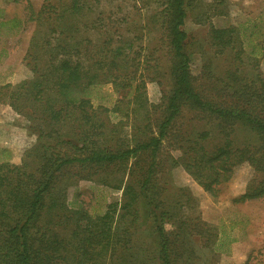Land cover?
<instances>
[{"label":"trees","instance_id":"1","mask_svg":"<svg viewBox=\"0 0 264 264\" xmlns=\"http://www.w3.org/2000/svg\"><path fill=\"white\" fill-rule=\"evenodd\" d=\"M97 1L45 0L38 11L31 6V12L36 13L35 19H43L41 24H47L50 32L41 38L36 35L27 50L33 77L16 85L6 84V87L14 108L20 112H23V104L32 108L33 111L27 115L36 123L38 141L34 152L23 157L20 164L11 162L9 157H0V264H117L115 251L119 243L128 251L121 258V261L125 259V264H189L193 255L191 252L197 249L199 241L208 254H216L218 232L209 226L206 230L198 231L204 226L199 213L178 219L172 210L177 206L182 207L185 202L163 208L164 203L157 195L159 191H152L148 185L153 177L151 168H147L137 180L140 183L138 187L133 183L126 184L125 193L129 195L124 207L128 208L127 214L129 211L131 213L129 207L139 196L144 202L149 199L156 201V208L151 214L156 222L158 258L143 255V251L137 255L132 253V239L126 234L122 240L121 226L113 218L115 210L109 208L105 214L96 216L81 201L76 200L78 204L73 207L69 201L67 189L71 182L68 176L72 169H78L79 173L86 171L82 178L92 179L91 176L101 175L113 166L125 167L130 158L144 150H151L150 155L155 160L183 104L202 109L208 113L209 120H217L223 128L237 120L251 125L263 142V148L257 154L261 156L258 169L264 170V75L258 69L259 54L264 56V46L259 47L258 53L255 46L248 51L241 36V47L235 52L239 59L234 62L231 73L240 72L242 54L253 62L249 72L239 78H230L225 94H222L225 98L222 103L204 100L193 88L191 57L186 50V0H152L156 3L153 12L162 18V38L171 54L173 79V87L165 97L164 115L154 120L152 129V109L156 110L160 105L156 107L148 103L145 79L125 76L127 69H123L120 63L124 51L122 45L112 48L110 55L106 54L107 44L110 43L107 38H113V34L99 48L101 55L96 58V67L90 70L81 68L84 61L93 56L94 48L82 56L81 44L85 38L81 36L83 31L79 25ZM57 2L63 6L62 16H66L62 21L59 13L54 15V4ZM2 19L0 16V28L12 22L11 19ZM98 23L96 18H92L91 21L85 20L83 25L91 29ZM100 25L105 27L106 22L102 24L100 19ZM234 29L212 30L216 33L215 38L220 40V51L233 43ZM246 29L243 28V36ZM54 31L58 34L53 35ZM246 51L249 55H246ZM109 81L117 92H121V96L112 108L94 106L88 96V88ZM20 100L23 104L17 106ZM123 102L126 104L123 105ZM129 109L135 114L132 123L134 136L146 135L136 140L134 145L117 143L120 141L119 133H116L118 126L111 124L107 116L119 112L128 117ZM103 113L105 118H101ZM69 123L70 128L63 131ZM43 127L52 129L44 134ZM73 137L82 144L73 142ZM64 143L69 144L67 149L62 147ZM190 149L194 155L184 160L185 168L212 195L217 191L215 186L230 177L232 159H256V154H250L252 151L248 147L235 148L228 138L212 150L203 147L201 142H196L195 147L190 145ZM5 151L6 148H0V152ZM33 155L37 158L30 159ZM101 181L108 182L106 178ZM149 190L158 193L150 194ZM187 196L188 201L194 204L192 193L193 198ZM258 197L264 199V181L250 185L235 200L246 201ZM141 204L143 210L133 212L145 217L148 212L145 203L141 201ZM166 222L177 223L178 227L168 230L164 226ZM201 238L204 240L201 241Z\"/></svg>","mask_w":264,"mask_h":264},{"label":"rangeland","instance_id":"2","mask_svg":"<svg viewBox=\"0 0 264 264\" xmlns=\"http://www.w3.org/2000/svg\"><path fill=\"white\" fill-rule=\"evenodd\" d=\"M44 1L0 0L2 20H9L8 17L23 19L21 29L17 33H9L13 22L0 28V148H6L5 152H0V157H9L8 160L17 164H20L28 153L34 152L38 129L35 128L36 123L27 115L33 111L31 107L24 106L20 100L17 102V106L23 104V112H20L10 104L6 84L16 85L33 77L31 66L28 65L27 50L36 35L41 38L50 30L47 24H41L43 19H35L36 13L33 14L30 9L32 6L38 11ZM154 5L156 3L152 0H98L79 25L83 31L81 36L85 38L81 44L82 56L94 48L93 56L87 58L81 67L85 70L96 67V58L101 55L99 48L103 47L108 36L114 35L113 38H107L110 43L107 44L108 50L105 48L106 54L110 55V50L118 45L124 47L120 63L123 69H127L125 76L145 79L148 103H153L156 107L160 105L156 110L152 109V129L154 120L164 115L165 97L173 87L171 54L162 38V18L160 14L153 12ZM54 6V15L59 13L60 20H64L66 16L61 13L63 6L59 2ZM186 9L184 28L188 34L186 50L191 57L193 88L204 100H215V103L220 104L225 99L222 94H225L230 78L247 75L250 64L253 63L242 54L240 72L231 73L234 62L239 59L235 52L241 47V36L248 51L255 46V52L258 53L259 47L264 46V0H186ZM92 18L98 20L97 26L90 29L85 25L84 28L85 20L91 21ZM100 19L102 24L106 22L105 27L100 25ZM231 28H235L232 30L234 41L220 51V40L215 38L216 33L212 30ZM243 28H248L245 30V36ZM52 34L58 32L54 31ZM223 36L226 38L225 34ZM246 55H249L247 51ZM259 57L258 69L264 75V56L259 54ZM221 87L224 88L220 89ZM87 92L94 106L112 108L121 96V92H117L110 81L96 83L90 86ZM124 104L126 103L123 102ZM134 115L132 111L128 117L119 112L107 115L110 123L118 126L116 133H119L120 141L117 143L134 145L136 140L145 138L144 134L134 136ZM101 118H105L104 113ZM68 128L70 123L65 125L63 131ZM51 129L43 127L44 134ZM44 138L48 137L45 135ZM226 138L232 141L235 148L248 147L252 151L250 154H256V159H232L230 177L218 183L215 186L217 191L212 195L187 171L184 160L194 155L190 145L195 147L196 142H201L203 147L212 150ZM71 139L79 145L82 144L74 137ZM262 143L258 132L242 120L223 128L217 120H209L207 112L183 104L170 125L155 160L150 155L151 150H144L136 157L130 158L125 167L113 166L101 175L91 176L92 179L82 178L86 171L79 173L78 169H72L68 176L71 182L67 189L69 201L72 207L78 204L76 200L81 201L96 216L105 214L109 208L111 211L115 210L113 218L121 226L122 240L126 234L132 239V253L137 255L143 251V255H154L158 258L156 222L151 214L156 208V201L149 199L144 202L139 196L129 207L131 213L129 211L127 214L128 208L124 207L129 195L125 193L126 184L133 183L138 187L140 183L137 180L144 175L143 172L145 173L147 168H151L153 177L148 185L152 191L158 190L159 194L151 190L149 192L161 198V202L165 204L163 208L185 202L182 207L177 206L178 208L172 210L178 219L199 213L204 226L198 231L206 230L209 226L219 234L215 246L217 253L208 254L199 241L197 249L191 252L193 255L189 264H264V199L258 197L246 201L235 200L250 185L264 181V170L258 169L261 156L260 153L257 154V151L263 148ZM67 145L69 144L64 143L62 147L67 149ZM31 158L36 159L37 156L33 155ZM105 178L108 182L104 183L101 180ZM187 195L195 200L194 204L188 201ZM141 201L145 203L144 207L148 212L145 217L133 212L143 210ZM110 204L113 206L109 207ZM122 213H125V216H122ZM164 226L168 230L178 227L177 223L173 225L171 222H166ZM203 240L201 238V241ZM118 247L115 251V261L117 264H125V259L121 261V258L125 257V252L128 251L120 243Z\"/></svg>","mask_w":264,"mask_h":264},{"label":"crops","instance_id":"3","mask_svg":"<svg viewBox=\"0 0 264 264\" xmlns=\"http://www.w3.org/2000/svg\"><path fill=\"white\" fill-rule=\"evenodd\" d=\"M19 1V0H18ZM7 19H9L10 20V18L8 17ZM14 19H16V21L14 22ZM11 21L13 22V24H11L10 25V31H9V33H11V34H14V33H17L21 28V26H22V24H23V19L21 18V17H18V18H16V17H12L11 18ZM16 24H18V26L16 25ZM16 26V27H15Z\"/></svg>","mask_w":264,"mask_h":264}]
</instances>
